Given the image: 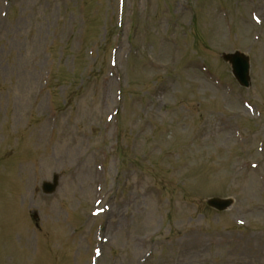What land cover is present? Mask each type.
I'll use <instances>...</instances> for the list:
<instances>
[{
	"label": "rangeland",
	"instance_id": "374dc122",
	"mask_svg": "<svg viewBox=\"0 0 264 264\" xmlns=\"http://www.w3.org/2000/svg\"><path fill=\"white\" fill-rule=\"evenodd\" d=\"M0 264H264V0H0Z\"/></svg>",
	"mask_w": 264,
	"mask_h": 264
},
{
	"label": "water",
	"instance_id": "95a60500",
	"mask_svg": "<svg viewBox=\"0 0 264 264\" xmlns=\"http://www.w3.org/2000/svg\"><path fill=\"white\" fill-rule=\"evenodd\" d=\"M222 59L229 63L232 68V74L235 79L239 82V84L243 87H249V60L246 56L240 53L234 54H224L222 55ZM57 186V177H54V183L43 184V192L46 194H51L54 192L55 187ZM208 207L214 208L217 211H225L232 205L231 200H221L218 198L210 199L206 202Z\"/></svg>",
	"mask_w": 264,
	"mask_h": 264
},
{
	"label": "bare ground",
	"instance_id": "6f19581e",
	"mask_svg": "<svg viewBox=\"0 0 264 264\" xmlns=\"http://www.w3.org/2000/svg\"><path fill=\"white\" fill-rule=\"evenodd\" d=\"M219 133H223L226 129L232 127L228 122H221L218 126Z\"/></svg>",
	"mask_w": 264,
	"mask_h": 264
}]
</instances>
